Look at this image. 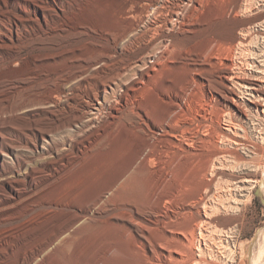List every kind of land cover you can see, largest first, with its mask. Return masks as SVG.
<instances>
[{
  "label": "rangeland",
  "instance_id": "1",
  "mask_svg": "<svg viewBox=\"0 0 264 264\" xmlns=\"http://www.w3.org/2000/svg\"><path fill=\"white\" fill-rule=\"evenodd\" d=\"M5 1L9 2L7 8L0 1L4 21V26H0V111H6L5 106L16 111L20 105L33 109L38 106L36 102H43L44 92L54 90L56 112L50 115L38 107L27 115L14 111L15 116L4 115L0 120L4 124L0 126V152L2 148L5 152L4 146L11 149L10 158L0 153V208H3L0 210V261H15L20 252L46 243L51 231L61 230L72 217L71 207H87L99 196H106L111 186H117L115 191L122 192L127 203L139 209L145 220L154 219L149 215L157 210L156 173H151L154 168L141 171L132 165L140 148L137 139L126 141L115 153L110 144L106 145V134L115 121L113 118L122 119L133 108L130 104L131 108L125 107L123 101H115L133 74V64L143 54L147 56L160 48V42L168 40L165 30L176 14L181 15V22L170 39V54L166 57L170 60H164L167 65L162 61L155 72L158 84L169 98L167 102H155L149 110L150 122L161 124L162 118L173 109L171 105L180 102L191 110L187 121L203 117L207 124H218L226 135L239 137L246 145L237 146L221 139L219 148L223 155L213 158L201 176L200 180L209 181L212 188L206 214L197 220L203 223L199 246L204 261L196 264H264V117L250 107L251 101L259 100L254 96L249 102L244 89L237 85L235 89L246 117L220 103L221 75L226 64L233 62L230 66L239 76L264 80V0H200L202 5L194 0L193 8L190 6L188 10L184 9L185 0H57L56 15L47 9L42 13L30 5L26 16L32 21L25 24L10 17L14 14L13 1ZM130 27L136 30L139 41L125 44L121 49L117 46L118 36ZM182 53L184 59L176 61ZM72 55L77 58L68 61ZM103 55L111 58L106 60ZM18 60L20 65L13 66ZM195 60L205 63L202 72L196 69ZM68 69L74 73L70 79ZM186 82L192 85V96L182 94ZM103 88L106 94L102 93ZM34 95L38 96H35L37 100L32 98ZM133 95L130 91L127 93L129 99ZM129 99L127 102L131 103ZM98 102L103 107L95 117L92 114ZM108 104L121 109L120 114L111 115ZM71 115L75 117L68 127L54 131L47 138L48 148L39 141V135L49 130L50 124ZM49 168L63 173V182L34 194L35 189L41 190L50 181L48 174H44ZM182 168L176 167L178 175L174 171L170 180L186 190L190 198L187 203L192 204L200 191L196 190V179L191 178L192 168L185 167L187 172ZM177 170H181L182 177ZM89 173L92 175L82 183L84 174ZM14 177L22 181L21 199L4 203L9 191L8 179ZM71 181L77 184L74 186ZM219 194L229 199L225 206L214 204L212 197ZM103 210L104 215L98 216L96 223L83 226L76 238H67L50 254L52 261L48 259L44 264H147L145 255L149 252L136 246L133 234L108 219L114 209L104 206ZM154 229L148 233L155 236ZM195 239L194 247H197ZM217 245H221L223 258L216 253ZM173 257L180 259L178 254Z\"/></svg>",
  "mask_w": 264,
  "mask_h": 264
},
{
  "label": "bare ground",
  "instance_id": "2",
  "mask_svg": "<svg viewBox=\"0 0 264 264\" xmlns=\"http://www.w3.org/2000/svg\"><path fill=\"white\" fill-rule=\"evenodd\" d=\"M0 1L2 4L1 6H4L5 8H7L9 2L7 3L5 0H0ZM11 1H13L11 3L14 6V11H13L14 14L13 15L10 14V17L13 16L15 21H18L22 24H25L24 22L30 23L32 21V19H30L29 16L28 17L26 16L27 9L30 5L36 6L37 8H39L41 10V12L43 11V9H47L50 12H54L55 15L57 12V6H58L57 0H51V2H48L47 0H11ZM162 1H164V0H162ZM193 1L194 0H185V2L183 4L185 7L184 9L188 10V8L190 6L192 7ZM230 1H232V0H230ZM209 2H211V1H209ZM221 2H222V0H221ZM218 3H220V2H218ZM227 3H229V2H227ZM200 4H201V1H200ZM216 5H217V3H216ZM220 5L222 6V4H220ZM209 6L212 7L213 5L209 4ZM224 7H225V5H224ZM127 10H125V13L127 12ZM205 12H206V10H205ZM1 16L3 17V15L0 13V26H4V21L1 18ZM58 16L59 15L57 14V17ZM123 16L125 17V15H123ZM180 16L175 14L172 21L169 24H167L169 26L166 27V30H165L166 35L165 36L168 37V40L166 39L167 40L166 42H160L159 41L160 43L158 44V46H160V48L157 47L156 50L153 49L154 51L151 52L150 54H148L147 56H146L147 53L143 54L144 57L141 58L140 60H138L137 63L133 64L134 65V67H133L134 70L132 71L133 74L124 83L123 91H121L120 93L118 92L119 94L115 93V94H118V100H115V101H118V102L123 101L125 107L132 106L133 108L130 107L131 108L130 109L131 110L130 115L128 113V115L125 116L124 118H122L123 116L121 117L119 115V117H121L122 119H120L118 117H117V119H116V117L113 118L115 121H113L108 134H106V136H107V144L106 145L110 144V146H112V149L115 150V153H116V151H119L122 149V147L126 143V141L128 142L129 140L137 139V141L140 144V146H139L140 148H138L139 151H138L136 157L134 158L132 165L135 166V169L138 168L141 171L147 170L151 167L154 168V169H152V171L153 170L154 171L151 173H154V172L156 173V183H157L156 193H157V197H158L157 198V210H156V212L149 213V215L154 216V219L145 220L143 218L144 217L143 214L139 211V209L137 210L134 206H131L130 203H127L128 200L123 198L124 194L122 192L117 193L115 191V188L117 186L116 187L111 186L108 189L106 196H103V195L99 196L95 201L93 200L94 202L92 204L87 205V207H85L83 209H78V208H76V206L71 207V208H73L72 217L69 219V221L67 220L68 222L65 223L66 225H64V227H62L61 230L55 231L56 230L55 229V230L51 231L49 238L47 239L46 243L42 242L43 244L42 243H41V245L38 244L39 246H35L32 249H30L29 251L25 250L24 252L23 251L20 252L18 257L15 258L16 259L15 261H7V260L3 259V261H0V264H44L48 259H50L49 258L50 254L57 248V246L61 245L67 238L74 237L76 234H78L79 230H82L81 228H83V226H87L91 223H94L96 221V219H98L97 218L98 216L100 217V216L104 215V212H105L103 210L104 206L106 208L114 209L113 210L114 212L109 213L110 215H109L108 219L114 221L115 223H118L119 224L118 226H120V228L121 227L125 228L131 234H133V236L136 239L135 240L136 246L139 247L140 249L144 250V251L149 252L148 255H145V257H146L145 261L147 262V264H196L197 262H203L204 261V260H201V258L203 256V252L201 251V248L199 246V243L202 240V230H203L202 224L203 223H199L197 220H198V218H200L201 216L206 214L207 206H208V200L210 199V195H209L210 191H211L210 188H212V187H211V184L209 183V181L206 182V181L200 180L201 176L205 174L204 173L205 171L207 172V169H208L210 163L212 162L211 160L213 158L215 159V157L216 158L220 157L218 155L222 154V153H220V148H219V144H221L220 143L221 141L225 140V142L232 143V144L237 145V146H240V145L246 146V145L239 137H235L234 135L233 136L226 135L225 131L221 130V128L218 124L217 125H215L214 123L207 124L206 121L204 120L205 118L203 119V117H201L202 119L191 118L189 121H187L188 119L186 120V117H187V115H189L190 109L187 108V105L181 104L179 101H178L179 103H175V105H174V103L171 105V103H170L171 101L167 103V104L170 103V105L172 106L173 109H170L169 114L166 113L167 116L165 115L164 118H162L161 124H156V123L152 124L150 122L149 110H151L153 108L155 102H157V101L160 103H162V101L167 102L168 98H169V97L166 98L167 95H166L165 89H163V86L160 87L161 85L158 84L157 79L159 80V78L157 77L155 72L157 71L156 70L157 68L159 69V65H160V63H162V61L164 62V64L167 65V63L165 61L167 60V62H168V60H170V59L166 58L170 54V49H171L170 48V46H171V40L170 39L174 35L176 27L180 26V22H181ZM200 22H202V20ZM146 23H148V20H146ZM148 24H150V23H148ZM182 24H181V26H182ZM126 25H124V26H126ZM15 26L18 27L17 24H15ZM77 28H78V26H77ZM149 28L151 30H153L155 33H159V31L156 30L154 26L149 25ZM124 30H125V27H124ZM124 30H123V32H124ZM15 31H16V35H17V29ZM11 32H12V30H11ZM2 33H3V31H2ZM136 34H137L136 30L135 29L132 30V27H130V30L128 32L122 33V35L118 36L119 38L115 37L116 40H117V38L119 39L118 42L116 41L118 44L117 46H120V48L122 49L125 44L126 45L127 44L133 45L135 43V41L138 40V38L136 37ZM140 37H142V36L140 35ZM172 46L174 47V45H172ZM1 47H2V45L0 44V48ZM149 50L150 49L148 48V51ZM106 53H107V51H106ZM73 55H75V54H73ZM73 55L70 56L69 59L67 58V60L70 61L71 59L77 58L76 56H73ZM103 56H106V55H103ZM11 57H9V58H11ZM110 58H111L110 55L105 57L106 60H109ZM188 58H189V56H188ZM183 59H184V55L182 53L181 55H178V57L176 58V61H178V60L181 61ZM201 60H203V58ZM228 60H230V59H228ZM231 61H232V59H231ZM170 62H172V60ZM193 62H194V60H193ZM204 64L202 63V61L197 60L195 63V65H197L196 69H198V71L202 72L205 69L203 67ZM18 65H20L19 60L13 66H18ZM230 65L226 64L225 67L223 66L224 72H223V74L221 73L222 74L221 76L223 79V84H222L223 92H221L222 93L221 94V101L219 100L220 103L223 105V107H226L227 109L235 112L236 114H239L240 116H245V111L242 108L243 104L240 102V97H239V95L235 89L236 85H237V86L244 89L245 96H248L249 102L254 96L259 100V101H251L252 103L250 102V107L257 114H260V116L264 117V80H262V78H260V77H255V76L254 77H252V76L246 77L245 75L239 76L238 74L234 73V67L230 66ZM9 67H12L11 64L9 65ZM67 71H68V74H67L68 77L67 78L70 79V77H72V75L74 73L69 69ZM117 76H118V74H117ZM165 81L167 82V79H165ZM262 83H263V86H262ZM184 87L185 88H183L182 94H186V96H187V94L190 93L189 95L192 96L191 95L193 93L192 85L187 83L186 86H184ZM129 91H130V93H133V94L135 93V95H133V97H130L131 103L127 102V100L129 99V97L127 96V93H129ZM44 93H43L45 95L44 98H43V95H41L43 98V102L39 103V102L35 101L36 102L35 104L38 103L37 104L38 106H35V108H33V109H30L29 106L22 107L20 105V108L16 107L17 109L15 111L12 108H11L12 109L11 110L10 106L9 107L5 106L6 111L5 110L0 111V120L4 119V115H6V117H10L11 115H14V111L16 113L27 115L29 112L34 111V109H37L38 107L45 109L44 111H46L48 114L54 115L56 112L53 109L54 108V100L56 97L55 96L56 92L54 90H50V91H46ZM102 93L106 94L107 91L103 88ZM136 93L139 94L138 97H136L137 96ZM35 96H37V95H34V97L32 96V98L37 100L35 98ZM178 97H181V96H178ZM172 101H174V100H172ZM97 104H98V107H96L94 109V112H93L94 114H92L95 117H96V115H98L100 109L103 107L102 103L98 102ZM129 104H130V106H129ZM107 107H108L107 110L111 113V115H113L112 113L118 114L119 113L118 111L121 110L120 108H119L120 110H118V108L114 107V105L111 106L108 104ZM132 113H133V115H132ZM68 115H70V114H68ZM62 117L63 118L61 119V121L58 120V121L54 122L53 124H50L51 125L50 129L49 130L46 129V131H44L43 133H41L39 135V141H41V143L43 145L47 144V146H46L47 148L49 146L47 138L50 136V134H52L54 131L56 132L60 129H64V128L68 127L70 122L72 121V119L75 116L71 115V116H67V117H64V116H62ZM183 117H184V119H183ZM11 118L13 119V117H11ZM11 118H10V121H11ZM7 120H8V118H6V120H4L3 122H5ZM206 120H207V118H206ZM186 121H187V123H186ZM209 121H210V119H209ZM2 125H4V124H2V121H0V126H2ZM135 142H136V140H135ZM129 145H130V143H129ZM4 147L6 148V149L4 148L5 152H3V148L1 147L2 149H1L0 153L4 154L5 156H8L11 149L8 146H4ZM238 159H241V158H238ZM216 160H218V159H216ZM95 166L96 165H94V167ZM174 167H175V169H174ZM176 167H177V169H181L182 167H184V168L190 167V169L192 168V170H193V171L191 170L193 172V174H192L193 176L191 178L194 177L196 179V183H194V184H196V186H197L196 190H198V192L200 191L201 194L198 193L199 197L197 199H195V201L192 198L193 203L192 204L189 203L191 205H189L187 203V199H188L187 194L188 193H186V190L182 186H179V184L178 185L174 184L175 181H174V183L171 181V180H173V179H171V176H173L174 171H175V174L177 173ZM188 169H186L184 171L187 172ZM65 171H67V170H65ZM93 171H95V170H93ZM177 171H180V174H179L180 176H181V174L183 175L181 170H177ZM45 173L48 174L47 177L50 181L48 183L46 182L47 184L45 183V186H43L41 190L35 189V191H33V193L36 195L41 193L42 191L46 190L49 186L51 188L53 185H56V184L63 182V178H64L63 173L61 175L60 172L53 171L50 168L47 171H45L44 174ZM33 175H35V174H33ZM90 175H92V173H89V175L84 174V176L82 177V180H83L82 183L86 182L87 181L86 178H89L88 176H90ZM130 175H131V173H130ZM177 175L178 174H176V176ZM154 176H155V174H154ZM21 182L22 181L20 179H17V177H14L10 180L8 179L7 185L9 186V191L7 192V195L2 202H4V203L9 202V201L13 202L16 198H18L21 195L20 192H22V190L24 189V188L22 189L20 186V184H22ZM71 182H73V181H71ZM75 182H73L72 185L75 186L77 184ZM80 182H81V180H80ZM212 184H213V181H212ZM65 185H67V184H65ZM193 188H194V186H193ZM241 188H243V187H241ZM238 190H239V188H238ZM189 193H191V192H189ZM4 195H5V193H4ZM29 195H30V193H29ZM230 195H231V192H230ZM230 195H228V196H230ZM25 197H27V196H25ZM212 198H213L214 204L218 203L221 206L222 205L225 206L224 203L229 201L228 198L222 197V195H220V194L215 195ZM24 199H27V198H24ZM70 204L71 203H69V205ZM186 204H188L189 206ZM9 206L10 205H8L7 207H9ZM1 208H0V210H1ZM184 209L190 210V212H185ZM106 212H107V210H106ZM106 218H104V219H106ZM102 220H103V218H102ZM106 221L108 222L107 219H106ZM106 221H105V223H106ZM153 228H155L154 231L157 233L155 236L153 234L151 235L148 233ZM3 233L4 232H2V234ZM74 238H76V237H74ZM195 238H197V240H198L197 247H194V242L196 240ZM260 244H261V242H260ZM220 246H218V245L216 246V249H217L216 253H218V255H220V257L223 258L222 252L220 251V249H221ZM5 251H6V253H8L9 250L7 249ZM1 252H0V254H1ZM211 253L214 254V252H211ZM173 254H178L180 256V259H175L173 257ZM4 258H6V257H4ZM144 264H146V263H144Z\"/></svg>",
  "mask_w": 264,
  "mask_h": 264
}]
</instances>
